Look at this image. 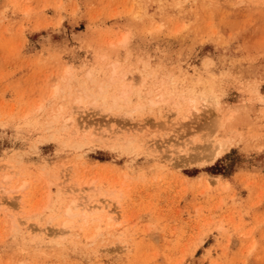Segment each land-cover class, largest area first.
Listing matches in <instances>:
<instances>
[{
    "label": "rangeland",
    "instance_id": "374dc122",
    "mask_svg": "<svg viewBox=\"0 0 264 264\" xmlns=\"http://www.w3.org/2000/svg\"><path fill=\"white\" fill-rule=\"evenodd\" d=\"M0 264H264V0H0Z\"/></svg>",
    "mask_w": 264,
    "mask_h": 264
},
{
    "label": "bare ground",
    "instance_id": "6f19581e",
    "mask_svg": "<svg viewBox=\"0 0 264 264\" xmlns=\"http://www.w3.org/2000/svg\"><path fill=\"white\" fill-rule=\"evenodd\" d=\"M124 40H126V39H124ZM77 204V203H76ZM73 205V204H72ZM78 205H79V203H78ZM77 205V206H78ZM76 205L75 206H73L74 208H76L77 207ZM102 207L103 209H107L108 207H109V205H106V206H103V205H96V206H94L95 208L96 207ZM111 208V207H110ZM71 207L70 208H68V210H67V213L69 214V216L72 214V211H71ZM109 212V211H108ZM111 212V211H110ZM75 215H76V213H74ZM110 218V217H109ZM66 221V220H65ZM72 222V220H70V221H66V222H64V223H62L63 224V226H65V227H67V226H70L69 225V223H71ZM68 228V227H67ZM64 229V228H63ZM62 232V231H61ZM65 232V231H64Z\"/></svg>",
    "mask_w": 264,
    "mask_h": 264
}]
</instances>
